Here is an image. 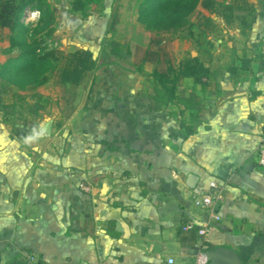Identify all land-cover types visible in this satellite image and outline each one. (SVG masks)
I'll return each instance as SVG.
<instances>
[{"label": "crops", "instance_id": "0c3cea01", "mask_svg": "<svg viewBox=\"0 0 264 264\" xmlns=\"http://www.w3.org/2000/svg\"><path fill=\"white\" fill-rule=\"evenodd\" d=\"M250 1L252 27L205 32L207 76L182 77L174 101L147 59L94 75L88 91L85 78L67 120L41 133L0 112V264H212L223 248L264 264V0ZM212 182L219 219L194 200Z\"/></svg>", "mask_w": 264, "mask_h": 264}, {"label": "trees", "instance_id": "16d2710c", "mask_svg": "<svg viewBox=\"0 0 264 264\" xmlns=\"http://www.w3.org/2000/svg\"><path fill=\"white\" fill-rule=\"evenodd\" d=\"M83 3V0H78L75 9L82 8ZM27 8L40 12L34 27L25 21ZM138 8V20L145 25L144 28L135 20ZM213 14L222 17L227 25H233L238 20L244 29H249L256 19V8L250 0H116L108 31L113 36L124 35L127 46L124 50L113 42L110 53L127 63H132V58L142 49L146 50L147 59L155 56L157 66L152 77L168 99L174 101L182 77H194L197 82L203 83L208 70L199 56L185 58L177 65L165 49L164 57H161L160 48H164L163 44L160 45L161 37L181 33L185 29L194 35L191 30L196 25L203 28L200 32L202 36L204 28L212 30L216 26ZM194 17L202 21L198 22ZM52 18L51 7L43 0H0V37L7 35L9 39V46L2 51L5 60L0 61V112L6 119L17 112L19 104L22 107L26 104L36 115L45 108L42 103L44 95L39 88L48 80L46 73L54 67L55 60L61 63L57 70V82L66 92L72 89L66 98L67 107L71 109L78 87L88 73L98 67L94 53L87 47L70 52L47 49L44 38L53 32L50 27ZM44 29H47L45 33L42 32ZM152 45L160 46L159 50H151ZM233 68L237 71V67ZM243 69H250V60H243ZM14 86L20 91L30 92L33 103H29L27 95L20 91L14 92L16 101L6 102L4 94ZM22 132L23 129L17 130V133Z\"/></svg>", "mask_w": 264, "mask_h": 264}, {"label": "rangeland", "instance_id": "374dc122", "mask_svg": "<svg viewBox=\"0 0 264 264\" xmlns=\"http://www.w3.org/2000/svg\"><path fill=\"white\" fill-rule=\"evenodd\" d=\"M48 3L53 12V18L50 21V27L53 29V32L49 35H46L44 40L47 45V49H56L57 51L70 52L71 50H76L78 48L87 47L95 55L97 59L98 67L88 73L87 77V91L90 87V81L93 79L94 75H102L108 73V70L111 69V66L120 69L119 67L135 68L141 65V62L147 60L145 56V49L140 50L135 54V57L132 58V63H127L126 60L120 59L110 53V48L112 45V33L108 31L109 23L112 18L116 0H83L84 5L80 9H75V6L78 0H43ZM139 8L136 9L135 20L137 24L144 28V24L138 20ZM196 16V14H195ZM213 18L219 22L217 27H214L212 35L219 39L218 30L222 27H227L224 19L215 14L212 15ZM40 17V12L37 9L27 8L25 12V21L31 23L34 27L38 22ZM198 22L202 21L199 18H195ZM244 29V26L240 21H236L233 25H237ZM220 26V27H219ZM207 34L209 28H204ZM203 28L199 25L195 26L191 31L194 32V35H191L187 29L181 31L177 34H166L162 36L160 45L163 44L164 48H160L161 57H164V50L166 53L170 54L174 59H183L195 57L198 55V49L200 44L205 46L208 43V35H200L199 31H202ZM47 29H44L42 32H46ZM210 31V32H211ZM216 32V33H215ZM227 36V35H226ZM225 39V36H224ZM126 42V41H125ZM123 43V40H122ZM9 46V39L7 35L0 37V61L5 60V56L2 55L3 49ZM71 46V50L68 48ZM151 50H159L157 45H152ZM126 48V47H124ZM156 59L155 56H153ZM156 63V62H155ZM119 64V65H117ZM140 64V65H139ZM61 65L60 61H54V67L50 72H47L48 80L43 84L39 91L43 93L44 97L42 103L45 108L40 111L38 115L32 113L29 107L25 106L17 107V112L12 116L13 120L18 121L19 127L26 130H31L32 133H41V130L44 129L45 124L49 123L53 116L62 117V121H66L70 107H67V97L72 93V89H69V94L66 92L63 87L57 82V70ZM119 66V67H117ZM128 71V70H127ZM126 71V72H127ZM111 72V71H110ZM90 79V80H89ZM9 85V84H8ZM10 86V85H9ZM11 87V86H10ZM79 88V87H78ZM78 90V89H77ZM20 91L17 87H12L8 92L4 94V99L6 102L16 101L15 93ZM15 92V93H14ZM34 92V91H33ZM20 93L27 95V100L29 103H33V99L30 97V92L20 91ZM77 97V96H76ZM60 109L61 114H55V110ZM55 118V119H56ZM19 128V129H20Z\"/></svg>", "mask_w": 264, "mask_h": 264}, {"label": "built area", "instance_id": "2783aa9c", "mask_svg": "<svg viewBox=\"0 0 264 264\" xmlns=\"http://www.w3.org/2000/svg\"><path fill=\"white\" fill-rule=\"evenodd\" d=\"M258 163L261 167L264 168V129L261 135V140L258 147ZM222 198L221 190H219L218 185L215 182L211 183V190L200 196H195L194 200L197 206L205 207L210 209L211 217L219 219V216L216 213L215 207L218 201ZM209 223H206L204 226L198 229V232L201 236H205L208 231ZM197 226L193 221H188L185 225H183L184 231H190L195 229ZM170 264H174V260L171 259L169 261Z\"/></svg>", "mask_w": 264, "mask_h": 264}, {"label": "water", "instance_id": "95a60500", "mask_svg": "<svg viewBox=\"0 0 264 264\" xmlns=\"http://www.w3.org/2000/svg\"><path fill=\"white\" fill-rule=\"evenodd\" d=\"M197 177L190 175L187 184L189 187H195ZM212 264H242L239 254L231 249H219L208 254Z\"/></svg>", "mask_w": 264, "mask_h": 264}]
</instances>
